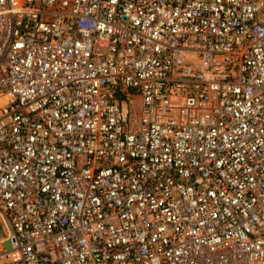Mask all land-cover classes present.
I'll use <instances>...</instances> for the list:
<instances>
[{
  "label": "built area",
  "instance_id": "obj_1",
  "mask_svg": "<svg viewBox=\"0 0 264 264\" xmlns=\"http://www.w3.org/2000/svg\"><path fill=\"white\" fill-rule=\"evenodd\" d=\"M0 218V264H264V0H0Z\"/></svg>",
  "mask_w": 264,
  "mask_h": 264
},
{
  "label": "rangeland",
  "instance_id": "obj_2",
  "mask_svg": "<svg viewBox=\"0 0 264 264\" xmlns=\"http://www.w3.org/2000/svg\"><path fill=\"white\" fill-rule=\"evenodd\" d=\"M135 102H137V100H135ZM6 236V230L4 227V224L0 218V239H3Z\"/></svg>",
  "mask_w": 264,
  "mask_h": 264
}]
</instances>
